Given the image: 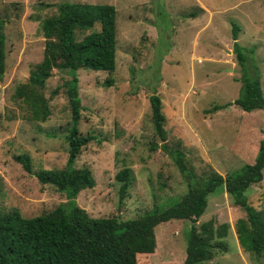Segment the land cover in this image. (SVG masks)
Masks as SVG:
<instances>
[{"label": "rangeland", "instance_id": "1", "mask_svg": "<svg viewBox=\"0 0 264 264\" xmlns=\"http://www.w3.org/2000/svg\"><path fill=\"white\" fill-rule=\"evenodd\" d=\"M63 2L108 4L116 11L113 73L75 72L81 106L77 129L94 137L74 160V168L88 169L94 179L92 189L77 194V207L90 218L121 221L138 218L155 205L171 206L186 193V182L170 158L160 149H149L161 143L151 123L152 94L161 102L165 142L180 143L184 161L197 179L204 181L213 173L224 178L251 164L254 158L249 162L238 154L244 150L247 155L254 135L256 141L264 139V110L213 108L231 103L239 93L231 24L238 28L236 43L246 58L241 66L247 77L259 73L264 97V0H0L5 54L0 82V214L16 210L22 218H33L66 202L62 193L38 184L13 160L27 155L33 172L63 169L67 160L69 109L63 83L70 79L69 72L52 69L38 91L47 101L45 121L31 120L30 110L13 95L42 60L41 21L54 16ZM106 78H111L110 86L104 85ZM123 168L130 170L129 185L119 201L120 183L114 176ZM245 195L253 209L264 211V172ZM244 218V211L231 204L223 189L207 196L195 226L211 221L213 230L221 225L227 230L220 239L225 251H214L202 264H264V253L257 257L237 243L234 223ZM190 224L170 220L157 225L155 251L139 256L138 264H182Z\"/></svg>", "mask_w": 264, "mask_h": 264}, {"label": "trees", "instance_id": "2", "mask_svg": "<svg viewBox=\"0 0 264 264\" xmlns=\"http://www.w3.org/2000/svg\"><path fill=\"white\" fill-rule=\"evenodd\" d=\"M115 15L108 4L59 3L56 14L40 23L44 41L40 63L29 72L27 83L14 89V96L30 110V119L45 121L49 116L47 101L39 89L44 87L51 70H66L70 79L63 83L69 109V124L65 136L67 160L60 170L32 171L27 155L13 156L22 170L31 174L40 185H49L65 196L66 202L51 212L33 218H22L14 210L0 214V264H138L137 258L148 257L155 251L154 228L170 220H187L191 224L185 235L182 264H202L210 260L214 251H225L220 241L226 236V225L213 230L211 221L195 226L206 207L207 196L223 189L231 204L245 213L237 219L234 232L239 247L261 256L264 253V211H256L248 203L245 191L262 180L264 172V139H252L250 149L238 154L251 164H243L224 178L213 173L200 181L184 161L180 143L170 146L165 142L164 116L157 95L148 97L151 123L155 136L161 141L152 144L150 151L160 149L173 162L186 182V193L168 207L153 206L135 219L90 218L75 204L77 194L94 187V179L86 168H74L80 149L93 140L91 134L82 135L77 129L80 119V100L77 94L78 69L102 71L115 69ZM192 16V14H190ZM3 20H0V82L4 75ZM98 29L95 30L94 27ZM76 32L81 35L76 40ZM232 47L240 67L239 93L231 103L214 106V110L234 105L245 113L264 110L259 73L247 77L241 64L246 60L243 49L236 43L238 28L231 24ZM245 51V50H244ZM243 65V64H242ZM111 78L104 85L110 86ZM57 88L51 92L56 95ZM251 141V140H250ZM244 144L243 146H245ZM130 170L123 168L114 179L120 183L119 201L129 185Z\"/></svg>", "mask_w": 264, "mask_h": 264}]
</instances>
